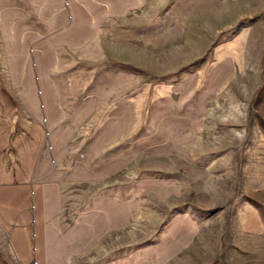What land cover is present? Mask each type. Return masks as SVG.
<instances>
[{"label":"rangeland","instance_id":"obj_1","mask_svg":"<svg viewBox=\"0 0 264 264\" xmlns=\"http://www.w3.org/2000/svg\"><path fill=\"white\" fill-rule=\"evenodd\" d=\"M92 26L74 46L0 31V82L57 161L45 264H264V0H148Z\"/></svg>","mask_w":264,"mask_h":264},{"label":"crops","instance_id":"obj_2","mask_svg":"<svg viewBox=\"0 0 264 264\" xmlns=\"http://www.w3.org/2000/svg\"><path fill=\"white\" fill-rule=\"evenodd\" d=\"M146 4L148 0H0V31L6 32L8 47L80 45L83 31L100 29L92 25ZM58 32L65 33L63 38ZM24 91L0 82V264H45L44 185L57 161L52 143L45 140L43 120L28 122L22 113L16 95Z\"/></svg>","mask_w":264,"mask_h":264}]
</instances>
